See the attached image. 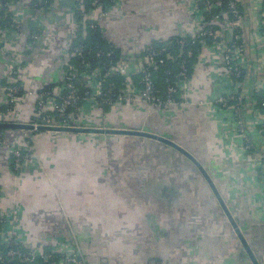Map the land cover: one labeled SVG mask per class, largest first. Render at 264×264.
<instances>
[{
    "label": "crops",
    "instance_id": "0c3cea01",
    "mask_svg": "<svg viewBox=\"0 0 264 264\" xmlns=\"http://www.w3.org/2000/svg\"><path fill=\"white\" fill-rule=\"evenodd\" d=\"M82 1L50 0L47 7L41 0H15L29 12L25 29L34 20L39 23L40 41L30 46L27 37H16L13 31L2 36L21 54L18 79L24 92L15 111L0 117L2 122H37L38 93L63 83L73 59L74 10ZM110 1L97 24L107 43L129 58L123 72L131 76L152 42L190 36L197 29L188 0ZM259 4L243 0V61L250 75L241 92L248 100L255 83L264 86V52L252 37L258 31ZM15 8L12 3L8 9L11 17ZM220 58L209 49L198 55L188 80L192 105L155 110L144 103L117 104L106 111L91 101L72 118L82 127L147 131L184 148L210 178L264 264V184L256 157L243 149L231 109L212 104L215 96L237 89L222 74ZM9 62L0 52V107L7 104L3 88ZM255 71L256 80L251 76ZM246 116L248 130L258 141L249 110ZM4 131L2 242L41 252L71 242L85 264H252L202 171L173 148L125 135ZM13 140L31 148L32 161L19 172L10 165Z\"/></svg>",
    "mask_w": 264,
    "mask_h": 264
},
{
    "label": "built area",
    "instance_id": "2783aa9c",
    "mask_svg": "<svg viewBox=\"0 0 264 264\" xmlns=\"http://www.w3.org/2000/svg\"><path fill=\"white\" fill-rule=\"evenodd\" d=\"M49 1L41 0L45 6H49ZM259 2L261 4H259L260 8L259 6L257 8L259 20L256 28L258 31L254 32L252 37L259 42L264 52V46L262 45L264 44L262 42V39H264V0H259ZM12 3L16 5L13 17H11L8 25V22L5 24L7 28L2 30L0 27V52L10 60L5 73L6 85L3 88L7 96V109L5 112L0 111V117L4 113L15 111L14 103H20L21 97L18 96V93L22 90L17 82L18 75L23 67L21 54L14 49L13 41H3L2 36L13 31L15 36L20 38L25 37V32H27L30 46H34L36 42L40 41L39 23L34 20L32 27L30 26L28 29H25V23L26 21L28 22V16L25 13L29 12H26L22 6H18L15 0H5V3H3V0H0V8H7L8 12ZM188 3L197 24L195 33L190 35L191 39L199 40L202 49H209L220 55L223 68L222 74L224 77L230 79L231 74H234L237 78L241 77L243 71H237L233 69V66L237 64L244 70L248 71L249 69V66L243 61L246 57L244 49L246 34L243 0H188ZM90 5V11L83 14L82 24L84 25L88 21L89 27L95 28L98 25L97 20L107 14L108 8L105 7L102 0H90ZM78 9H82L81 2L78 3ZM209 37H212L213 41L208 45L206 40ZM184 38L185 36H178L176 44L178 43L182 47ZM171 43L172 40L169 39L166 42H162L161 46L155 47L150 44L145 49V54L137 59L138 61L135 64L134 72L136 73L135 75L140 76V89L134 85L133 76L123 72L124 67L129 65V58L121 57L116 62H99L91 77L90 75H84L82 78L86 82L84 84L86 97L82 98L83 102L93 101L99 108H102L105 105L113 106L140 101L155 110H166L174 108L175 106L192 105L193 102L189 96L188 71L185 61L184 64L182 62L179 65L178 73L173 77L175 79L174 83L169 84L163 92H160L154 83L153 71L164 66L166 59L171 58L168 53ZM184 54L186 57H190L191 51L185 52ZM72 55L80 64L68 66V71L64 78V88L57 87L39 94V101L37 103L38 120L32 125L45 127L71 126L66 119V110L68 108L74 109L80 100L76 90V80H79L80 77L78 67L83 64V67L89 68L87 63H84L82 60L83 50L81 47L74 48ZM102 57L109 60L111 53L108 52L104 55L100 52L96 54V58ZM103 72H105L103 78L111 75L125 76L124 90H121L117 96H115L111 85L106 90L102 89L101 83L104 80L101 74ZM247 75L249 77L250 74L248 73ZM251 76L256 80V71ZM239 87L237 85V88ZM259 91H264V86L255 83L251 95L253 92ZM97 98L100 101H97ZM56 99L59 100L58 103L55 102ZM212 102L217 108L231 109L237 136L244 140L243 149L245 151L255 150L256 167L260 181L264 184V152L256 148L260 146V143L262 146L264 145V115L254 110L251 96L250 100H248L242 92L238 94L230 92L226 95H217ZM261 105L264 107V102ZM248 110L251 117L259 119L258 122H255V125L262 127L261 131H257L259 142L256 141L248 130L246 116ZM49 112L57 114L58 122L53 121L54 119L48 114ZM0 122H2L1 119ZM259 133L262 137L259 136ZM2 143V134L0 132V146H2ZM30 149V147H25L17 141L12 145L9 151V155L12 158V170L19 172L26 164L32 161ZM2 222L3 219L0 217V224ZM8 244L10 242H2L0 237V248ZM38 261H41L43 264H85L81 250L71 242H62L57 245L56 251L49 253H44L39 250L22 251L13 247L9 248L6 252H0V264H37Z\"/></svg>",
    "mask_w": 264,
    "mask_h": 264
},
{
    "label": "trees",
    "instance_id": "16d2710c",
    "mask_svg": "<svg viewBox=\"0 0 264 264\" xmlns=\"http://www.w3.org/2000/svg\"><path fill=\"white\" fill-rule=\"evenodd\" d=\"M105 7H109L111 5V1L110 0H102ZM3 3H5V0H3ZM36 3L38 4V2L36 1ZM82 9H78V4H76L75 10H74V17L76 19L77 22V27L74 33V38H73V44L71 47V50H73L76 47H81L83 50V55H82V60L84 61V63H87L89 68H85L83 67L81 64V66H79V80H76V90H77V95L80 97L79 102L77 103L76 107L73 108H68L66 110V119L69 121L68 123L70 125H75V122L73 121L72 115H74L76 113V111L78 109H80V107H82L84 104H87V102H83L82 98H85V86L84 84H86L85 81L82 80L84 75H90L93 73L94 69L97 67V64L99 62H108V61H112V62H116L119 58H121L120 53H118L116 51V49H114L110 44L107 43V41L103 38L100 28L98 25L95 26V28H91L89 27V22L86 21L85 24H82V19H83V14L87 13L90 11L91 9V5H90V0H83L82 2ZM50 4V1H49ZM48 7V6H47ZM47 11V10H46ZM10 19H11V15L10 13L7 12V8H0V27L3 30L4 28H7L5 26V24L7 23V25L10 23ZM210 27H217V26H210ZM27 32H25V38H28V35L26 34ZM172 40L171 46L168 49V53L170 55L171 58H167L165 61V65L161 66L159 68H157L156 70L153 71V80L154 83L156 85V87L158 88V90H160V92H163L165 90V88L169 85V84H173L175 79L173 78L177 73H178V69H179V65L184 61H185V65L187 67V71H188V80L191 76V72L192 69L194 67V64L197 60L198 55L201 53L202 51V45L200 44L199 40L197 39H191L190 36H185L184 40V44L179 45L178 43L176 44V41L178 40V36H174L169 38ZM167 39V40H169ZM166 40V41H167ZM166 41H161V42H152L151 45L152 46H161L162 42H166ZM213 41L212 37H209L206 40V43L209 45L211 44ZM30 44V42H29ZM188 51H191V56L190 57H186L185 56V52L187 53ZM102 53V54H106L108 52L111 53V58L109 60H107L105 57L102 58H96V54L97 53ZM145 54V52L142 54V56ZM78 60H76L75 58L71 59L70 64L72 66L75 65H79L78 64ZM68 65V66H69ZM233 69H236L237 71L242 70L243 74L241 75V77L237 78L234 76V74L230 75V80L232 81L233 85H239L240 87L232 90L230 92H235V94H238L242 91L243 86L245 85L246 80L248 79V71L244 70L241 68L240 65L235 64L233 66ZM68 70V68H67ZM67 73V72H66ZM168 73V74H167ZM102 75V79L104 80L103 83H101V87L103 90H106L108 88L109 85H111L113 87L114 90V94L115 96H117L119 94V92L122 90H124L123 85H124V77L125 76H120V75H111V76H106L105 78H103V76L105 75V72H103ZM20 75H18L19 77ZM139 75H134L133 76V82L134 85H136V87H138L140 89V84H139ZM96 80V79H95ZM83 81V82H82ZM64 81L62 84L58 85L57 87H62L64 88ZM6 84V83H5ZM18 86H20V82L18 79L17 82ZM55 85H49L46 86L45 88H43L39 93V94L43 93L44 91L47 90H52L54 89ZM56 87V88H57ZM229 92V93H230ZM222 95H226V94H222ZM19 97L23 96V92H19L18 93ZM38 99V98H37ZM97 101H100L99 98L96 99ZM251 100L253 102V108L254 110H257L258 113L264 115V107L261 105L264 102V91H259V92H253L251 95ZM39 100H37L38 103ZM56 103L59 102L58 99L55 100ZM108 105L103 106L102 108L104 110H108ZM216 107V106H215ZM217 108V107H216ZM7 109V106L4 105L3 107H0V111L1 112H5ZM48 114H50V116L52 117V119H54L53 121L58 122V117L57 114H55L54 112H49ZM253 120V119H252ZM34 122H32L33 124ZM256 132L258 130H262L261 126H256L255 127ZM0 132L2 134V142L4 140V130L0 129ZM255 132V133H256ZM254 133V134H255ZM242 143H244V140H242ZM12 148V146H10V149ZM23 152H25L24 150H22ZM255 150L251 149L248 151H245L247 154H253ZM10 158V165L11 168L12 166V158L9 155ZM13 169V168H12ZM257 173H258V169H257ZM259 175V173H258ZM264 224V223H263ZM18 248L22 251H27L19 246H15L12 242H10V244L8 245H3L0 248V252H6L9 248ZM50 251H46L44 253H49ZM37 264H43L41 261H38ZM45 264V263H44Z\"/></svg>",
    "mask_w": 264,
    "mask_h": 264
},
{
    "label": "water",
    "instance_id": "95a60500",
    "mask_svg": "<svg viewBox=\"0 0 264 264\" xmlns=\"http://www.w3.org/2000/svg\"><path fill=\"white\" fill-rule=\"evenodd\" d=\"M0 129L2 130H24V131H51V132H71V133H94V134H113V135H125V136H134V137H140L145 139H150L153 141H157L159 143H162L166 146H169L176 150L177 152L181 153L183 156L188 158L191 162H193L203 173L204 177L208 181L211 189L213 190L215 196L219 200L221 207L227 217L228 222L232 226L237 238L239 239L243 251L247 258L250 260L252 264H259L252 248L249 246L248 242L244 238V235L242 234L238 224L226 208L225 204L220 199V196L218 192L216 191L215 187L213 186L212 182L210 181V178L206 175V173L202 170L199 163L195 160V158L184 148H182L180 145L176 144L174 141H172L169 138L159 136L152 134L147 131L143 130H134V129H121V128H98V127H82L77 125H71L66 127H45V126H34L32 124H25V123H17V122H0Z\"/></svg>",
    "mask_w": 264,
    "mask_h": 264
},
{
    "label": "rangeland",
    "instance_id": "374dc122",
    "mask_svg": "<svg viewBox=\"0 0 264 264\" xmlns=\"http://www.w3.org/2000/svg\"><path fill=\"white\" fill-rule=\"evenodd\" d=\"M18 5V4H17ZM20 6V5H19ZM22 6V5H21ZM24 93V92H23ZM25 93H27V92H25ZM17 103V102H16ZM16 103H14V108H17V106L19 105V103H17V105H16ZM138 103H142V102H140V101H138V102H129V103H126L127 105H133V104H138ZM13 104V103H12ZM247 108V107H246ZM245 112H246V110H245ZM259 118V117H258ZM252 119H253V126H254V128L256 127V125H255V122H258L259 121V119H257L256 117H252ZM90 127H98V126H90ZM98 128H103V127H98ZM106 129V128H105ZM256 134H257V132H256ZM257 136H258V134H257ZM259 136H261L260 135V133H259ZM262 137V136H261ZM16 142V140H13V142H12V145L14 144ZM18 142V141H17ZM19 144H21V145H23V143H20V142H18ZM11 145V146H12ZM264 146V145H263ZM263 146L261 145V143H260V146H258V147H256V148H259V150L261 151L262 150V152H264L263 151ZM260 147H261V149H260ZM257 153V152H256ZM183 201H184V198H183Z\"/></svg>",
    "mask_w": 264,
    "mask_h": 264
},
{
    "label": "flooded vegetation",
    "instance_id": "af4514ba",
    "mask_svg": "<svg viewBox=\"0 0 264 264\" xmlns=\"http://www.w3.org/2000/svg\"><path fill=\"white\" fill-rule=\"evenodd\" d=\"M254 255H255V253H254ZM255 257H256V255H255ZM257 259V261H258V263H259V260H258V258H256ZM260 264V263H259Z\"/></svg>",
    "mask_w": 264,
    "mask_h": 264
}]
</instances>
